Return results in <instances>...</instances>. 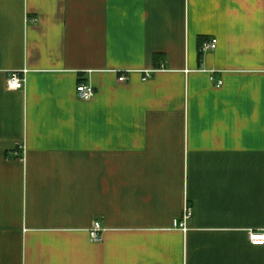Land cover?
<instances>
[{"label":"crops","instance_id":"0c3cea01","mask_svg":"<svg viewBox=\"0 0 264 264\" xmlns=\"http://www.w3.org/2000/svg\"><path fill=\"white\" fill-rule=\"evenodd\" d=\"M250 232L264 0H0V264H264Z\"/></svg>","mask_w":264,"mask_h":264},{"label":"built area","instance_id":"2783aa9c","mask_svg":"<svg viewBox=\"0 0 264 264\" xmlns=\"http://www.w3.org/2000/svg\"><path fill=\"white\" fill-rule=\"evenodd\" d=\"M217 47L216 39L205 40L201 45V52L213 51ZM162 68H160L161 70ZM159 72V70H149L143 72L144 79H150L151 76ZM25 72H10L6 80V89L8 91H18L23 90L26 85ZM126 76L122 75L118 78L119 83L126 82ZM210 81L214 82V79L210 77ZM222 82L217 81L214 86L219 89ZM95 95V89L88 83L80 82L77 87V99L82 102L90 101ZM21 154L23 153V148H20ZM15 157L19 156V153H14ZM192 210L190 207H185L181 220L174 221L173 227L182 231H185V222L191 217ZM89 241L93 244H99L102 242V230L98 223H94L92 229L89 231ZM249 241L251 244L262 245L264 244V232H250Z\"/></svg>","mask_w":264,"mask_h":264},{"label":"trees","instance_id":"16d2710c","mask_svg":"<svg viewBox=\"0 0 264 264\" xmlns=\"http://www.w3.org/2000/svg\"><path fill=\"white\" fill-rule=\"evenodd\" d=\"M204 41H205V40L199 39V41H198L199 49L201 48V45H202V43H203Z\"/></svg>","mask_w":264,"mask_h":264}]
</instances>
